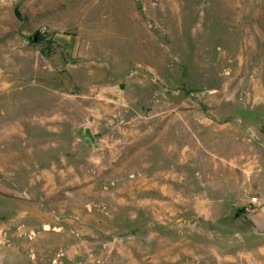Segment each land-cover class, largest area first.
<instances>
[{
    "label": "rangeland",
    "instance_id": "rangeland-1",
    "mask_svg": "<svg viewBox=\"0 0 264 264\" xmlns=\"http://www.w3.org/2000/svg\"><path fill=\"white\" fill-rule=\"evenodd\" d=\"M259 190L264 0H0V264H264Z\"/></svg>",
    "mask_w": 264,
    "mask_h": 264
},
{
    "label": "crops",
    "instance_id": "crops-1",
    "mask_svg": "<svg viewBox=\"0 0 264 264\" xmlns=\"http://www.w3.org/2000/svg\"><path fill=\"white\" fill-rule=\"evenodd\" d=\"M80 56L85 59L107 60L118 70L126 69L132 63L133 42L129 38H111L92 43H83ZM258 205L247 213V221L257 231H264V190L256 192Z\"/></svg>",
    "mask_w": 264,
    "mask_h": 264
},
{
    "label": "built area",
    "instance_id": "built-area-1",
    "mask_svg": "<svg viewBox=\"0 0 264 264\" xmlns=\"http://www.w3.org/2000/svg\"><path fill=\"white\" fill-rule=\"evenodd\" d=\"M258 205V201L255 197H251L248 200V205L245 208L246 213H249L253 208H255Z\"/></svg>",
    "mask_w": 264,
    "mask_h": 264
},
{
    "label": "trees",
    "instance_id": "trees-1",
    "mask_svg": "<svg viewBox=\"0 0 264 264\" xmlns=\"http://www.w3.org/2000/svg\"><path fill=\"white\" fill-rule=\"evenodd\" d=\"M41 36L37 33L36 35H35V42H40L41 40Z\"/></svg>",
    "mask_w": 264,
    "mask_h": 264
},
{
    "label": "water",
    "instance_id": "water-1",
    "mask_svg": "<svg viewBox=\"0 0 264 264\" xmlns=\"http://www.w3.org/2000/svg\"><path fill=\"white\" fill-rule=\"evenodd\" d=\"M28 39H29V41L34 42L35 41V35L30 36Z\"/></svg>",
    "mask_w": 264,
    "mask_h": 264
}]
</instances>
